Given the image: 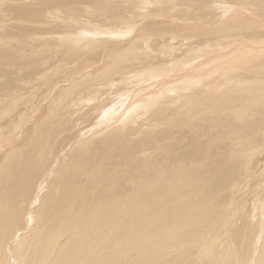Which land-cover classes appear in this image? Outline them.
<instances>
[{
	"label": "bare ground",
	"instance_id": "bare-ground-1",
	"mask_svg": "<svg viewBox=\"0 0 264 264\" xmlns=\"http://www.w3.org/2000/svg\"><path fill=\"white\" fill-rule=\"evenodd\" d=\"M137 1L0 0V264H264V41L224 78L177 47L232 2L261 27L264 0Z\"/></svg>",
	"mask_w": 264,
	"mask_h": 264
},
{
	"label": "rangeland",
	"instance_id": "rangeland-1",
	"mask_svg": "<svg viewBox=\"0 0 264 264\" xmlns=\"http://www.w3.org/2000/svg\"><path fill=\"white\" fill-rule=\"evenodd\" d=\"M141 0H139V1H137V7L136 8H139V9H136L135 8V10H139V11H141L142 13L144 12V16L143 17H141V18H145L146 17V19H148V17L149 18H154V17H151V16H154V14L156 13H154V12H152L151 14H153V15H147V12L149 11H147V10H145V11H142L143 9H146V8H153V7H156V6H158L159 7V5L161 6L162 5V2H161V0H154V3L152 4V2H153V0H149L150 1V3L149 4H151V5H153V6H151V5H147L146 3V5L143 3L142 4V1L140 2ZM158 3V4H157ZM235 5H234V4ZM154 4H156V6H154ZM233 5V6H231V5ZM229 5H230V8L231 9H229V10H231V11H233V9L234 8H236V9H234V11L233 12H231L230 13V11H228L227 13H225V14H223V13H221V12H216V16H215V18L213 19L214 20V24H211V23H209L208 25H203V26H200V28H199V30H201V28L204 30V32H205V30H207L206 28H208V31H206V34L202 31V32H200V33H198V34H200V35H196L195 37H191V39L189 38V39H184L183 41H181V44L183 43V46L180 44V45H178L177 47H182L183 49H182V53L183 52H186L185 54H183L184 56H186L187 55V52L189 51V50H191L190 52H188V53H191V52H193V54L191 53L188 57H191L192 58V56L194 55V53H195V55L197 54V55H199V54H201V55H203V54H208L209 53V55L210 54H217V53H219V55H221L222 57H224V58H222L221 57V59L219 60V62H218V65H220L221 67L222 66H224V70H225V72L223 73V71L224 70H221V72H219L220 73V75L217 77V78H224V77H226L227 75L229 76V74H230V76H231V73L234 75L235 74V72H239V71H242V68L241 69H238L237 67H240V64H243V62L242 61H240V62H238L237 64H238V66H236L237 64H235L234 62L236 61L237 62V60H239V58H242L243 57V55L245 54V50L246 49H248L247 47H241L240 48V46H238L239 44L237 43V41H238V39L240 38V35L241 34H243V36H249L250 38H251V44L252 43H254V42H256L257 40H261V41H264V24H262V26L261 27H256V25L254 26L256 29L255 30H252V28H251V26H253V25H251L250 27L248 26L247 28H241L242 27V24H241V22H240V20L239 21H236L235 22V17L233 18L232 17V15H234L235 14V16H238V12L236 11V10H241V6L240 5H238V7H237V4L235 3V2H232V3H230ZM141 5V7H143V9L141 8V7H139ZM227 6H228V4H227ZM236 6V7H235ZM160 8H162V7H160ZM233 8V9H232ZM244 9V8H243ZM161 10V9H160ZM245 10V9H244ZM147 11V12H146ZM138 12V11H137ZM146 12V13H145ZM220 13V14H219ZM228 15V16H227ZM141 16H142V14H141ZM224 17V18H223ZM231 17H232V19H231ZM223 18V19H222ZM144 19H139L138 21H139V23H140V21L142 22ZM234 20V21H233ZM228 21V22H227ZM136 22L137 21H131V22H129V23H131V24H128V22H127V25H130V26H133L134 27V29H135V27L137 26V24H139V23H137L136 24ZM225 22H227V23H229L230 24V27H229V29L228 28H222V26L224 25V23ZM232 24H231V23ZM240 22V24H238ZM125 24V23H124ZM123 24V25H124ZM223 24V25H222ZM237 24V25H236ZM261 24L259 23V24H257V26H260ZM120 26H122V24L121 25H119V26H116V28H118L119 29V27ZM124 26H126V24L124 25ZM124 26H122L121 27V30H122V28L124 27ZM208 26H211L210 28L208 27ZM221 27V28H220ZM232 27V28H231ZM234 28V29H233ZM134 29L133 30H131L129 33H127V35L129 34V36H130V34H132L133 32H134ZM195 29V28H194ZM246 29V30H245ZM250 29V30H249ZM196 31H199L197 28L195 29ZM225 30V31H224ZM231 30V31H230ZM219 32V33H218ZM232 32V33H231ZM202 33V34H201ZM204 33V34H203ZM241 33V34H240ZM235 36H234V35ZM247 34V35H246ZM252 34V35H251ZM85 35H87L86 37H85ZM84 35V37L86 38V40L84 41V43L86 44V43H91V42H94V41H90V39L92 40H96L98 37L97 36H91L90 34H89V37H88V34L86 33ZM123 35H125V37H128V36H126V34H123ZM230 35V36H229ZM208 36H209V38H208ZM233 36V37H232ZM237 36V37H236ZM253 36V37H252ZM258 36V37H257ZM92 37V38H91ZM94 37V38H93ZM208 38V39H210V40H205V38ZM257 37V38H256ZM261 37V38H260ZM123 40L124 39H126V38H122ZM202 39H204V40H202ZM214 39V40H213ZM157 40H159L160 41V39H157ZM105 41V40H104ZM104 41H102L103 43H104ZM198 42H204V43H199V44H201V47H200V45H198ZM206 42V43H205ZM224 42V43H223ZM188 43H192V44H188ZM193 43H196V45L195 44H193ZM186 45V46H185ZM194 45V46H193ZM203 45H205V46H203ZM212 45V46H211ZM213 45L215 46V47H213ZM190 46H191V48H190ZM192 47H194V49H192ZM207 47H209V49L207 48ZM213 47V48H212ZM185 48V49H184ZM263 48V47H262ZM205 49L207 50V51H205ZM235 49V50H234ZM150 50V49H149ZM152 50V49H151ZM188 50V51H187ZM192 50H195V52L194 51H192ZM203 50V51H202ZM241 50V51H240ZM243 50V51H242ZM263 50V53L262 54H264V48L262 49ZM203 52V54H202V52ZM213 53H212V52ZM148 52V50L146 51V53ZM163 54H162V53ZM229 52V53H228ZM236 52V53H235ZM94 54H96V53H98V52H93ZM166 52H165V50H163V51H158V53L157 54H159V56L162 58V59H164L165 61H167V60H169V57H170V55L169 56H166V54H165ZM228 53V54H227ZM239 55H238V54ZM162 54V55H161ZM178 54V53H177ZM232 54V56H230V55ZM126 55H129V56H132V55H135V54H126ZM179 55V54H178ZM177 55V56H178ZM182 54H180V56H181ZM154 56H156L155 54L153 55V56H147V55H142L141 57H139V58H137L138 60H140L141 62H137V63H139V64H137L136 65V63L135 62H132V64L135 66V69L136 70H134L135 72H134V75L135 76H137V77H135L134 75H132V78H135L136 80H138V82L139 83H142V86H145V87H147L146 85V83L147 82H145V81H147L148 79H152V77H151V74H153V72L152 71H147L146 70V66L148 65V64H151V63H153L154 62ZM166 56V57H165ZM204 56V55H203ZM227 56V57H226ZM99 58H102V56L101 57H99ZM168 58V59H167ZM229 58V59H228ZM114 58L113 57H110V56H108L107 54H105L104 55V58H103V60H102V62H99V61H96V60H94V59H92V55H91V53L89 52L87 55H86V57H83V56H81L80 57V59H79V61L76 63L77 65H79V68L80 67H86L88 70H90V71H92L94 74L96 73V72H98V71H100L102 68H104V67H106V66H108L110 63H111V60H113ZM224 59V60H223ZM228 59V60H227ZM228 62H227V61ZM241 60V59H240ZM249 61V60H248ZM229 62H233L234 63V65L232 66V65H229L228 63ZM220 63V64H219ZM227 65H226V64ZM184 64H186V62L184 63ZM204 64V65H203ZM202 64V68H204L203 70H204V72H203V76L202 75H198V76H196V75H194L192 78H190V79H188V80H186V81H181V82H188V81H190L191 79H195V78H202L204 81H205V79H206V77H205V75L207 74V73H211V72H214L215 70H216V67H217V65L216 64H214V63H210V62H205V63H203ZM214 64V65H213ZM209 66V67H208ZM216 66V67H215ZM226 66V67H225ZM228 66H229V68H228ZM232 66V67H231ZM215 67V68H214ZM164 67H162L161 69H163ZM214 68V69H213ZM227 68V69H226ZM165 69V68H164ZM231 69H233L232 71H231ZM208 70V71H207ZM211 70V71H210ZM219 70V69H218ZM236 70V71H235ZM239 70V71H238ZM130 72V70H126L125 71V75H128V74H130L129 73ZM152 72V73H151ZM205 72H207V73H205ZM156 73V72H155ZM223 73V74H222ZM226 73V74H225ZM229 73V74H228ZM159 74H161V73H159ZM158 74V75H159ZM223 75H225V76H223ZM201 76V77H200ZM251 78H255L254 76H250ZM65 79H62V78H56L55 79V83H56V85L57 86H59V85H61V84H64V83H66L65 81H64ZM111 80H114V79H111ZM67 81H70V80H67ZM156 80H153V82H155ZM71 82H73V81H71ZM149 82H151V81H149ZM198 83V82H197ZM156 84L157 83H155V85L153 86V88L155 87V88H157L158 86H161V87H163L164 85H166V84H163L162 85V83L161 84H157V86H156ZM183 84V83H182ZM196 84V83H195ZM178 85V84H177ZM167 87V86H166ZM146 90V89H145ZM40 95V94H39ZM139 103V102H138ZM16 113L15 114H13L12 115V118L13 119H11V120H15V117H16ZM14 116V117H13ZM18 116V115H17ZM6 120V119H5ZM7 128H9V126H6ZM6 127H3V130L4 131H6ZM8 131V130H7ZM80 137H78V139H79ZM81 139V138H80ZM62 147V144H60V145H58V150L60 149ZM66 149V148H65ZM66 151V150H65ZM63 154V152H61V153H59V156H57V158L58 157H61L60 155H62ZM57 158H56V163H57ZM55 163V164H56ZM55 164H54V167H55ZM41 193V191H39L38 192V195ZM38 204V202H36V205ZM262 205H264V202H262ZM261 207V206H260ZM260 228V227H259ZM20 232V234L22 235V231H19ZM18 232V233H19ZM258 233V232H257ZM257 233H256V235H255V238H254V240L255 239H257ZM19 234V236L21 237V235ZM261 235H262V233H261ZM261 236L259 235L258 236V238H260ZM256 248V247H255Z\"/></svg>",
	"mask_w": 264,
	"mask_h": 264
}]
</instances>
